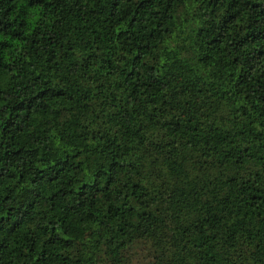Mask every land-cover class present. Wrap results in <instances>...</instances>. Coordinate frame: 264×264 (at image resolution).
<instances>
[{"label":"trees","instance_id":"1","mask_svg":"<svg viewBox=\"0 0 264 264\" xmlns=\"http://www.w3.org/2000/svg\"><path fill=\"white\" fill-rule=\"evenodd\" d=\"M0 264H264V0H0Z\"/></svg>","mask_w":264,"mask_h":264}]
</instances>
